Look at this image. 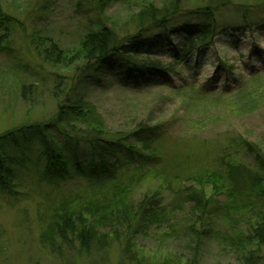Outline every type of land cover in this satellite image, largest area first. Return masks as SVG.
Here are the masks:
<instances>
[{
	"label": "rangeland",
	"instance_id": "obj_1",
	"mask_svg": "<svg viewBox=\"0 0 264 264\" xmlns=\"http://www.w3.org/2000/svg\"><path fill=\"white\" fill-rule=\"evenodd\" d=\"M0 1L15 20L10 44L0 52V134L25 124H51L58 106L72 96L90 107L110 138L140 123L157 126L162 135L157 167L122 168L116 181L101 189L75 177L49 185L40 178L34 146L32 162L18 171L10 190L0 191V264H264V249L247 261L256 247L245 241L261 205L231 193L223 177L226 162L264 170L246 146H255L264 160V7L249 10L252 22L244 29L237 20L240 9L233 7L264 0H230L219 16L229 30L212 47L193 53L188 66L168 78L147 77L136 85L112 71L92 73L93 66L82 71L83 64L44 63L39 43L50 39L70 48L95 21L75 11L78 0ZM168 2L109 0L101 20L122 35L133 31L132 15L141 7L161 9ZM182 6L187 12L203 4L183 0ZM186 16L178 15L172 24L188 22ZM172 24L166 31L174 30ZM238 28L243 33L235 32ZM157 33L164 30L148 37ZM182 40L172 37L175 46ZM165 50L167 44L158 52ZM254 72L260 74L250 79ZM75 123V131L84 130ZM214 174L221 182L207 179ZM189 186L202 187L210 201L207 233L200 212L174 196ZM146 196L161 201L154 215L141 219L137 207ZM63 214L72 215L79 230L93 228L88 250L71 234L66 246L56 236L55 223Z\"/></svg>",
	"mask_w": 264,
	"mask_h": 264
},
{
	"label": "trees",
	"instance_id": "obj_2",
	"mask_svg": "<svg viewBox=\"0 0 264 264\" xmlns=\"http://www.w3.org/2000/svg\"><path fill=\"white\" fill-rule=\"evenodd\" d=\"M108 1L78 0L75 11L93 16L95 21L90 22L87 32L70 48L61 47L50 39H45L41 45L39 43L38 49L40 46L45 48L41 54L44 63L52 67L83 64L82 71H90L93 66L92 73L112 71L115 72L113 76L136 85L147 77L168 78L177 68L188 66V59L193 53L207 51L213 46L216 37L229 30L221 25L219 16L232 5L230 0H200L203 6L187 12L182 9L183 0H169L161 9L153 5L141 7L132 15L133 31L119 35L118 31L101 20ZM233 7L240 9L237 10V20L241 29H244L242 26L245 23L252 22L248 18L249 10L264 7V1L254 7L245 4ZM184 13H187L189 21L174 26L173 20ZM13 21L14 18L3 12L0 1V52L10 44ZM170 24L174 28L171 32L166 31ZM239 28L235 32L243 33ZM154 30H164V33L148 37ZM173 36L182 37L179 46L173 44ZM163 44H167L169 50L158 52ZM259 74L251 73L250 79L257 78ZM240 85L238 83L234 88H239ZM86 105L78 98L67 96L65 104L58 106L51 124H25L0 134V191L10 190L18 171L26 169L32 162L29 151H33L34 146L37 151L34 160L41 163L40 178L51 186H58L75 177L81 179L88 188L101 189L114 183L122 168L128 169L130 165L138 169L147 166L154 168L159 165V150L156 146L162 137L160 128L140 123L130 133L110 138L104 134L102 126H99L100 119ZM75 122L80 123L84 130L75 131ZM246 146L263 166L264 160L258 149ZM223 177L228 182L231 193L246 195L248 200L252 199L261 205L260 218L250 236L245 239L246 244L256 247L253 254H248L250 258L247 261L253 262L264 249V170L252 171L241 164L226 162ZM207 179L212 183L222 180L216 174ZM174 196L182 202L192 204L200 212L207 227L203 233H207L210 216L208 210L211 206L204 189L200 186L182 188ZM160 201L161 198L157 196L144 197L137 207L141 219L154 215ZM55 234L64 246L68 245L67 234H71L84 251L89 249L95 235L92 227L82 226L79 230L72 215L68 214H63L55 223Z\"/></svg>",
	"mask_w": 264,
	"mask_h": 264
}]
</instances>
